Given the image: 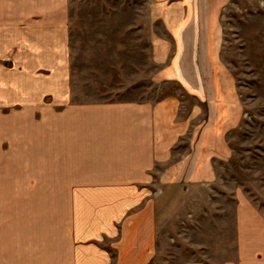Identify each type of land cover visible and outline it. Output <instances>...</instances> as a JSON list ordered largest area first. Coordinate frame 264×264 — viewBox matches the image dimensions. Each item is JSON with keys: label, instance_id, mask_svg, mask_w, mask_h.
<instances>
[{"label": "crops", "instance_id": "1", "mask_svg": "<svg viewBox=\"0 0 264 264\" xmlns=\"http://www.w3.org/2000/svg\"><path fill=\"white\" fill-rule=\"evenodd\" d=\"M71 2L0 0V264H151L160 220L234 155L246 111L221 31L234 0H145L169 92L97 103L74 100ZM235 195L224 264H264V214Z\"/></svg>", "mask_w": 264, "mask_h": 264}, {"label": "rangeland", "instance_id": "2", "mask_svg": "<svg viewBox=\"0 0 264 264\" xmlns=\"http://www.w3.org/2000/svg\"><path fill=\"white\" fill-rule=\"evenodd\" d=\"M71 1L75 102L155 101L169 92L151 58V33L160 26L149 23L145 0ZM222 20L223 57L245 105L244 123L213 190H196L200 199L182 195L174 207L185 205L184 214L160 220L151 264L235 259L238 190L264 214V0H234Z\"/></svg>", "mask_w": 264, "mask_h": 264}]
</instances>
